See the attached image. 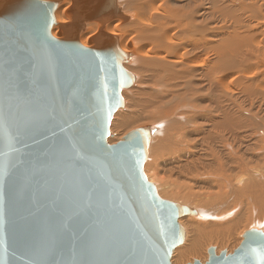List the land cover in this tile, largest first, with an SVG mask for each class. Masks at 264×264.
I'll use <instances>...</instances> for the list:
<instances>
[{"label": "water", "instance_id": "1", "mask_svg": "<svg viewBox=\"0 0 264 264\" xmlns=\"http://www.w3.org/2000/svg\"><path fill=\"white\" fill-rule=\"evenodd\" d=\"M0 0V264H172L195 210L162 199L144 173L153 131L107 138L135 77L119 39L117 0ZM86 22H99L79 43ZM59 27V37L51 35ZM205 264H264V232ZM189 264H202L195 260Z\"/></svg>", "mask_w": 264, "mask_h": 264}, {"label": "bare ground", "instance_id": "2", "mask_svg": "<svg viewBox=\"0 0 264 264\" xmlns=\"http://www.w3.org/2000/svg\"><path fill=\"white\" fill-rule=\"evenodd\" d=\"M60 3L56 22L69 23L74 1ZM117 5L123 17L103 30L118 37L130 56L124 67L135 82L122 91L125 106L114 114L108 137L113 139L107 142L115 145L129 127L149 123L138 127L153 131L148 156L154 145L153 153L165 152L180 169L195 173L199 192L192 194L200 208L189 207L196 213L180 219L185 241L171 262L197 258L205 264L207 245H217L219 255L242 228H264V0H117ZM94 23L86 22L79 36L84 47H91L100 30ZM54 28L51 35L60 39ZM143 169L150 182L157 180L149 162ZM157 193L167 201L190 198L162 187Z\"/></svg>", "mask_w": 264, "mask_h": 264}, {"label": "rangeland", "instance_id": "3", "mask_svg": "<svg viewBox=\"0 0 264 264\" xmlns=\"http://www.w3.org/2000/svg\"><path fill=\"white\" fill-rule=\"evenodd\" d=\"M61 4V3H60ZM120 8V7H119ZM62 14H64V11H63V13ZM65 16V15H64ZM88 23H92V24H95L94 22H88ZM126 23V22H125ZM96 25V24H95ZM99 27V26H98ZM52 29H54V32H55V34H56V28H52ZM84 34V33H83ZM131 39V38H130ZM128 53V52H127ZM129 53H132V54H134V52H133V50L132 51H129ZM135 76H137L135 73H133ZM121 111H124V110H121ZM145 124H146V126L148 125H150L149 123H144L143 125L145 126ZM138 125H140V124H138ZM142 125V126H143ZM141 125L140 126H138V127H142ZM137 127V125H134L133 127H132V129L133 130H135V129H138V127ZM132 129L129 127L126 131H125V133H124V136H126L129 132H131L132 131ZM111 132V134H112V131H110ZM124 136H122V138L124 137ZM108 139H113V137L111 138H108ZM153 149H154V145H153V147L150 149V154H149V156H148V159H147V161L146 162H149V164L151 165V167H152V172L154 173V174H156L157 175V180L156 179H154L153 181H151V183H153L154 185H156V188H157V191L159 190V187H162V189L163 190H165L166 192H169V193H173V194H184V193H187L186 191L188 190V189H186L188 186H187V184H189L190 185V187H189V190H188V192L190 191V193H187V194H190V198H189V200H188V198L187 199H184L183 200V197H176V196H174V197H168V198H170L168 201H171V202H175V203H179V204H181V205H183V206H187V207H191V208H194V209H199L200 208V206L199 205H197L198 206V208H197V206H196V204L197 203H195L196 202V200L195 199H197V202H198V198H195L196 197V195L195 194H192V193H194V189H195V191H198L197 190V188L199 189V187H198V184L196 183V181H195V179L194 178H196V175H195V173L192 171V172H188V170H190V169H187L186 168V170H185V167H182L181 166V169H180V164L177 162V161H175V160H173V159H168V157H167V154L164 152V155H159V154H157V153H153ZM152 151V152H151ZM165 157V158H164ZM184 168V169H183ZM185 171V172H184ZM185 173H187L186 175H185ZM192 173V174H191ZM189 174V175H188ZM194 174V175H193ZM193 175V176H192ZM185 176V177H184ZM187 176V177H186ZM191 178H190V177ZM148 178V177H147ZM190 180H189V179ZM190 181V182H189ZM189 182V183H188ZM195 183H196V185H195ZM200 185V184H199ZM185 186H187V187H185ZM199 192V191H198ZM196 193V192H195ZM195 196V197H194ZM167 198V199H168ZM171 198H173V199H171ZM195 198V199H194ZM178 199V200H177ZM192 199V200H191ZM185 200L188 202H190V200H191V202L189 203H187V202H185ZM194 200H195V202H194ZM182 202V203H181ZM194 202V203H193ZM185 203V204H184ZM199 204V203H198ZM202 211L203 212H208L209 211V209L208 208H204L203 207V209H202ZM205 221H207V219H205ZM264 223V222H263ZM244 227H246V226H244ZM242 230H243V228H242ZM240 231L239 233H238V236H237V238L233 241V242H231V243H229V244H227V246L226 247H224L223 249H221L220 251H227V252H229V251H235V250H237L239 247H240V245L242 244V242L244 241V232L246 233L247 231H245L246 229H244L243 231ZM250 231V230H249ZM262 231H264V228L262 229ZM184 244H182V246H183ZM180 247H181V245H180ZM206 247H208L209 249L211 248V247H217V245H207ZM205 247V249H206V252H207V250H209L208 248H206ZM234 253V252H233ZM205 255H206V253H205ZM206 261L208 260V253H207V255H206ZM195 260H197V258H190L188 261H186L185 263L184 262H182V263H180V264H189V263H193ZM171 261H173V260H171ZM172 264H173V262H172Z\"/></svg>", "mask_w": 264, "mask_h": 264}]
</instances>
